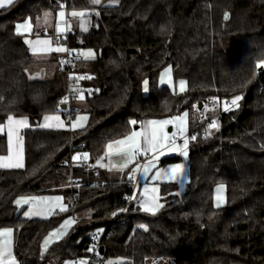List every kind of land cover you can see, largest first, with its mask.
<instances>
[{"label": "trees", "instance_id": "16d2710c", "mask_svg": "<svg viewBox=\"0 0 264 264\" xmlns=\"http://www.w3.org/2000/svg\"><path fill=\"white\" fill-rule=\"evenodd\" d=\"M60 3L69 10L99 12L88 31H70L72 47L96 53L95 59H80L77 67L91 74L84 85L98 90L86 95L87 125L72 131L39 127L45 115L58 112L68 81L60 57L45 61L57 62L50 78L31 79L27 69L35 60L15 30L19 20L35 22ZM263 60L264 0H120L113 6L88 0H14L2 8L0 124L13 115L29 117L32 125L24 131L25 166L0 169V228L14 229L18 264L82 259L90 252L88 233L99 229L105 247L101 263L119 258L123 264H264ZM167 66L175 79L187 81L185 93L159 84ZM236 96L243 97L239 108L222 111V102ZM206 97L220 103L219 131L189 141L188 187L176 195L177 183L162 182L164 207L155 216L128 204L129 170L112 175L76 168L72 185L71 140L89 156H101L109 142L125 137L143 120L183 111L192 115ZM7 150V139L0 135V155ZM180 160L169 156L161 164ZM220 183L226 186L227 204L217 208L214 190ZM45 194H62L68 210L29 218L15 204L19 196ZM84 210L91 217L78 220L45 252L44 238ZM113 212L117 219H107Z\"/></svg>", "mask_w": 264, "mask_h": 264}, {"label": "snow or ice", "instance_id": "6c2138e0", "mask_svg": "<svg viewBox=\"0 0 264 264\" xmlns=\"http://www.w3.org/2000/svg\"><path fill=\"white\" fill-rule=\"evenodd\" d=\"M102 0H90V3L92 5H100ZM14 0H0V8H5L8 6L13 5ZM109 3L111 4H117L119 3V0H109ZM61 11L58 13L59 21L55 25L56 31L59 34H62L65 31L71 30V24L68 23V21L65 19V12L63 10L64 5H60ZM71 17H79L83 18L86 15L85 11H72L69 14ZM96 15H99V12L96 13ZM51 18L50 12H45L43 16V22L44 24H48L49 20ZM225 19H228V15L225 14ZM39 27V22L37 24ZM32 23L31 19L26 20L24 23H19L15 26L16 34L24 36L25 33H31L32 32ZM82 31H87V22L82 21L79 25ZM59 35L56 38V44L57 46L53 47L54 41L49 39H36V40H30L27 37L24 39V43L29 46L31 49V52L33 55L36 56H46L53 52H68L71 54L75 50H70L66 47L59 46ZM83 58L84 60H91L95 59V53L89 49L87 51H82L77 53L76 59ZM71 63V61H61V63ZM261 63H264L262 61ZM261 63L257 64V67L261 66ZM90 76H69V79H72L75 81V85L72 88V91L74 93H78L76 96L77 99L83 101L85 99L84 92L79 89L76 85L79 84L80 80L83 79H91ZM172 80V69L169 67L165 69L164 73H162L160 82L162 84L168 83L171 84ZM144 91H148V81H144ZM179 91L184 92L186 91V82L181 80L179 82ZM89 95H91V92H89ZM243 97L236 96L233 98L229 103H225L224 105V111H230L233 108H239V101ZM62 103H67V98H65ZM195 107V105H193ZM205 110L207 111V106H205ZM188 112H185L182 116H176L171 120H164V121H148L140 131H132L129 135H127L125 138L113 141L112 143H109L107 145V152L105 153V156L109 157V161L107 164H104L102 161L104 160V157H101L97 160V164L100 167H106L109 171H120L123 172L124 169L128 168L129 164L133 163L137 157L139 156H147L149 153L153 154V158L149 160L147 163H145L143 166L137 164L135 168L132 169L131 173L129 174L130 180H135L136 172H140L141 175L145 179H149L148 173L156 167V164L154 163L155 160H158L159 157L155 154L162 148L168 146L170 143L171 146H173V149H175V137L177 136V133H172L171 136L168 135V133L163 132V128L167 124L175 123L178 127V133L181 136H184V134L187 131V123H188ZM44 123L39 125V127H67L68 125H65V122L61 120V117L59 115H45L44 116ZM88 117L87 116H80L77 115L75 120L70 121V127L72 130H75L77 128H83L87 122ZM7 127H8V135H9V155L8 156H0V168H23V157H22V144L23 139L19 136V130L21 128H27L29 127L28 119L27 117L17 119L12 115H9L7 117ZM52 121H55L56 123H50ZM132 125H135L137 121L131 120L129 122ZM220 124L214 119L212 122L208 125V128L205 130V138L210 136L211 129H215L216 131H219ZM16 135L17 142H18V150L15 154V157L12 153L11 148V141L12 136ZM191 140H196L197 137L195 135L191 136ZM143 141V142H142ZM188 143L189 139L185 136L184 137V143L181 148V154L187 158L188 152ZM163 155V152L160 153ZM112 156H119L120 162L114 163L111 160ZM74 160L80 161H87L89 159L88 153H83L82 155H76L73 157ZM184 174V165L183 164H177L169 169H159L155 172L154 175L150 177V179L155 181H176L180 179L182 181ZM225 186L223 184L219 185L216 189L218 195L216 197V207L220 208L223 203H226L225 198L222 195H219L224 191ZM176 195H179V193H176ZM128 199L131 200H137V197L133 195L132 197H129ZM162 197L160 196V185L158 183L154 184L152 187H149L147 184L144 186L143 192L141 193V198L138 199L139 204V210L149 213L153 216H155L163 207L164 204L160 202ZM17 206H23V205H29V208L27 211H25L23 214L25 217L31 218L32 216H40V215H48V214H58L56 213V209L58 208L60 212H66L68 210V206L63 203L62 197H55V198H45V197H21L20 199H17L15 201ZM120 211H128V209H120ZM113 216L116 215L115 212L112 213ZM76 223V220L74 218H70L64 221V223L60 226V228L56 229L55 231L49 233V235L44 239L43 243V250L46 252L48 250V247L50 244L62 239L65 235H67L68 229ZM139 228H143L145 231H147V226L144 224L138 225ZM12 245H13V230L11 228H6L0 231V264H18L16 257L12 253ZM95 245H93V248L88 249V251H94ZM43 254V253H42ZM75 264H88L87 260H79L75 262ZM107 264H123L122 261H108ZM155 264V262H154Z\"/></svg>", "mask_w": 264, "mask_h": 264}, {"label": "rangeland", "instance_id": "374dc122", "mask_svg": "<svg viewBox=\"0 0 264 264\" xmlns=\"http://www.w3.org/2000/svg\"><path fill=\"white\" fill-rule=\"evenodd\" d=\"M2 8H0V10H1ZM59 10V11H58ZM58 10H56V11H58L57 12V17H59L58 16V13L61 11V8L60 9H58ZM63 10H64V8H63ZM72 11H74V10H69V14L72 12ZM85 12H86V15L83 17V18H81V20L79 21V22H76L74 19H72L73 17H71L69 14H68V16H69V24H71V29H73V28H77L76 26H75V24H77L78 26L80 25V23L82 22V21H86L87 22V27H88V30L91 28V26H92V16L94 15V14H96L97 12L94 10V9H90V10H84ZM64 12H65V10H64ZM65 17H66V13H65ZM26 20H28V18L27 19H23V20H19L17 23H16V25L17 24H19V23H24ZM57 21H59V19L57 20ZM31 23H32V32L29 34V33H25V35H24V39H25V37H27L28 39H30V40H36V39H49V38H51L53 41H54V43H53V47H55V46H57V44H56V37H53V36H51V35H49V36H40V35H38V30L40 29V24H39V27L37 26V24H38V20L37 21H35V22H32L31 21ZM75 26V27H74ZM79 29L81 30V28L79 27ZM87 30V31H88ZM84 32H86V31H84ZM50 33V32H49ZM60 46V45H59ZM31 50V49H30ZM87 50H89L88 48L87 49H83V51H87ZM92 50V49H91ZM94 53H95V51L94 50H92ZM61 52H55V54H60ZM63 53V52H62ZM53 53H51V54H49V55H46V56H36V55H33V59L35 60V62L34 63H32L31 64V66L29 67V69H27V73H28V75H29V77L31 78V79H48V78H50L52 75H53V73L55 72V69H56V67H57V62H45L46 60H49L50 58H51V55H52ZM95 56H96V53H95ZM44 61V62H43ZM171 68V66H167V67H165L162 71H161V73H160V75H159V78H158V82H159V84L160 85H167V86H169V87H171V89L173 90V91H176L177 93H181V94H183V93H185L186 91H184V92H180L179 91V82L181 81V80H183V81H185L186 82V89L188 88V85H187V81L185 80V79H175L174 78V75H173V72H172V80H171V84H168V83H164V84H162L161 82H160V78H161V75H162V73H164V71H165V69H167V68ZM144 84H143V91H144ZM82 89H84V88H82ZM149 89V88H148ZM83 92H84V95H85V99L83 100V101H81V100H79V99H75L74 101H73V104H72V106H73V108H74V111H75V116L73 117V119H72V121L73 120H75V118H76V116L77 115H80V116H87L88 117V119H89V114H88V109H89V103H88V100H87V97H86V92H85V90H82ZM145 92V91H144ZM148 92V91H147ZM146 92V93H147ZM212 99H213V101L215 102V100H214V98L212 97ZM240 102V101H239ZM225 103H227V102H225V101H223L222 102V105H221V109H222V111L224 110V105H225ZM219 104L220 103H216L215 102V106H218L219 107ZM230 104V103H229ZM185 112H188V111H183V112H181V113H178V114H176V115H174V116H169V117H163V118H148V119H145V120H143L139 125H138V127H136L137 125H135V126H133V129H132V131H140L141 130V128L148 122V121H164V120H171V119H173L174 117H176V116H182ZM188 114H189V112H188ZM49 115H59L60 117H62V114L61 113H59V112H57V113H53V114H49ZM202 115H204L207 119H209V118H214V116H212V117H209L210 115H208V114H204V113H202ZM201 115V116H202ZM217 115H218V113H217ZM217 115H215V117H217ZM195 113L194 114H192V115H190L189 114V116H188V123H187V131H186V133H189V131H190V128H189V124H190V121L193 119V118H195ZM44 118V117H43ZM42 118V120H41V122H40V124L39 125H41V124H43L44 123V119ZM88 119H87V122H86V124H85V126L87 125V123H88ZM214 120V119H213ZM216 121L220 124V122H219V120L218 119H216ZM84 126V127H85ZM173 127L175 130H178V127H177V125L175 124V123H172V124H167V125H165L164 126V128H163V132H166V133H168V135L169 136H171V134H172V132H170L169 131V128L170 127ZM83 127V128H84ZM77 129H81V128H77ZM77 129H75V130H77ZM131 131V132H132ZM211 131V135L210 136H208L207 138H205V139H208V138H211V137H213V135L215 134V132H216V130H213V129H211L210 130ZM130 132V133H131ZM129 133V134H130ZM129 134H127V135H129ZM126 135V136H127ZM125 136V137H126ZM125 137H122V138H120V139H123V138H125ZM120 139H117V140H120ZM113 141H116V140H113ZM113 141H111V142H109V143H112ZM108 143V144H109ZM177 146V145H176ZM168 148L170 149V153L168 154L169 156H172V155H177V156H180L181 157V160L180 161H178V162H176V163H174V164H168V165H162L161 164V159L164 157V156H166V155H159V154H155L156 156H158L159 157V159L158 160H155L154 161V163L156 164V167L155 168H153L149 173H148V177H149V179H145L141 174H140V180L138 179V184H137V186L135 187V190H134V192H133V195H135L136 194V197H137V200H135V204L136 203H138L137 201H138V199H140L141 198V193L143 192V189H144V186L147 184L149 187H152L154 184H156V183H158L159 185L162 183V182H174V183H177L178 184V188H177V190H176V193H179V194H183L185 191H186V189H187V187H188V181H189V175H188V170H187V164H186V162H187V159H188V155H189V147L187 148V152H188V155H187V158H185L182 154H181V148L180 147H176L175 149H173V146H171V144L169 143L168 144ZM106 149V152H107V147L105 148ZM167 155V156H168ZM145 157H148V161L149 160H151L152 158H153V154L152 153H149L147 156H145ZM147 161V162H148ZM146 162V163H147ZM177 164H183L184 165V174H183V179H182V181L180 180V179H178V180H176V181H166V180H161V181H155V182H153L151 179H150V177L152 176V175H154L155 174V172L157 171V170H159V169H169V168H171V167H173V166H175V165H177ZM136 165L137 164H134V165H132V167L131 166H128V168H126V169H124V171L123 172H120V173H124V172H126L127 170H132L133 168H135L136 167ZM119 173V174H120ZM221 184H223V183H220V184H217L216 185V187H215V190H214V205H216V203H217V201H216V197H217V195H218V193H217V191H216V189H217V187L219 186V185H221ZM224 186H225V184H223ZM219 195H222L224 198H225V200H226V203H223L222 204V206L221 207H223V206H225L226 204H227V194H226V186H225V188H224V191L222 192V193H220ZM160 196H161V192H160ZM160 202L162 203V200H160ZM64 204H66L68 207H69V205H68V202L67 201H65V202H63ZM28 208H29V205H27V209H26V211L28 210ZM87 214H89L90 215V217H91V214L87 211V210H84L82 213H80L79 214V216H81L82 217V219L84 220V219H87V217H86V215ZM54 214H49L48 216H50V217H52ZM41 216H46V215H41ZM82 259H84V260H87L88 262L90 261V257H88V256H86V257H84V258H82ZM81 259V260H82ZM108 261H120V259L119 258H113V259H107L106 261H105V263H97V262H93V264H107V262ZM54 262L55 261H53V262H51L50 264H54Z\"/></svg>", "mask_w": 264, "mask_h": 264}, {"label": "built area", "instance_id": "2783aa9c", "mask_svg": "<svg viewBox=\"0 0 264 264\" xmlns=\"http://www.w3.org/2000/svg\"><path fill=\"white\" fill-rule=\"evenodd\" d=\"M74 20L78 21L80 20L79 17H73ZM67 21H69V16H67ZM39 35L40 36H55L57 38V36L59 35V41H62L63 44L65 45L66 48L70 49V50H75L73 51L71 54H69L68 52H63L60 56V65L61 68L64 70L66 77H67V91L65 93V95L57 102L56 105V110L62 114V116L64 117V119L67 122L72 121L73 119V112H74V108L72 106L73 101L76 99V96L78 95V93H74L72 91L73 86L75 85V81L72 79H69L70 74L74 75V76H90L91 74L89 72H80L78 71V67H77V63L80 59H82V57L80 59H76V55L79 52L83 51V48L81 47H72L70 45V31H66L63 34H57V33H49L46 30H41L39 31ZM61 61H71V63H61ZM264 61V60H263ZM262 69H264V63H262ZM90 79H83L79 81V84L76 85L79 89L81 90H85L86 95H89V92H91V96L97 94L98 90L94 87H88L84 85V82L88 81ZM84 88V89H82ZM65 98H67V103H62L61 101H63ZM204 104L206 105H210L212 104L214 101L212 99V97H206L203 99ZM213 119H207L204 115L201 116L200 122L198 125L194 126L193 128L190 129L189 133H185L184 136H181L178 133V130H174L173 133H177V136L175 137V144L177 146H179L180 148H182L183 143H184V137L186 136L189 141L191 140V136L195 135L196 137L199 136L201 139H205V130L208 128V125L212 122ZM189 144V143H188ZM83 153H86V151L84 150L83 146L81 145H75L74 141L71 140L70 141V156L68 159V165L70 168V172H71V182L73 185V176H72V172L74 169L79 168L82 170H86V171H97L98 167H97V160L100 158L99 155H94V156H89V159L87 161H77L74 160L73 157L76 155H82ZM141 157V156H139ZM142 162H144V159L140 158ZM131 169L129 170L128 173V179H129V174L131 173ZM136 179L135 180H130L131 182V193H129L126 196V200L128 202V204L132 201L131 199H128L129 197L133 196V192L135 190V187L138 184V176L139 173L136 172L135 173ZM124 212V211H123ZM118 216H109L107 217V219L110 220H116ZM101 232H89L87 237L89 239V249L93 248V245H95L94 251H90L88 257H90V261L88 262V264H93V262H97V263H101L103 260V254L100 253V246L102 245L101 243ZM75 261H79L78 258H75Z\"/></svg>", "mask_w": 264, "mask_h": 264}, {"label": "crops", "instance_id": "0c3cea01", "mask_svg": "<svg viewBox=\"0 0 264 264\" xmlns=\"http://www.w3.org/2000/svg\"><path fill=\"white\" fill-rule=\"evenodd\" d=\"M89 1V3H90V0H88ZM120 1V0H119ZM61 4H63L64 5V10H65V13H66V17H65V19H67V16H68V14H69V9L67 8V6H66V4L65 3H60V5ZM91 4V3H90ZM118 4V3H117ZM117 4H111V3H109V0H102V2H101V6H113V5H117ZM92 5V4H91ZM95 6V5H94ZM96 6H99V5H96ZM58 9H60V6L58 7ZM57 9V10H58ZM59 11V10H58ZM58 11H52V10H48V11H45V12H50L51 13V18H50V20H49V23L48 24H44V22H43V16H44V13L38 18V22H39V24H40V29L38 30V35H39V31H41V30H46V31H48V32H50V33H57V31H56V27H55V25L58 23V19H59V17H57V12ZM73 19V18H72ZM80 20H81V18H80ZM80 20H78V21H76V22H79ZM69 22V21H68ZM75 26L77 27V28H73V29H71L70 31H73V30H76V29H78V30H80L79 29V26L77 25V24H75ZM74 26V27H75ZM82 31V30H81ZM66 32V31H65ZM65 32H63V33H65ZM62 33V34H63ZM58 34V33H57ZM45 37V36H44ZM53 37H55V36H53ZM59 43V45L60 46H63V47H65V45L63 44V42L62 41H59L58 42ZM61 54H62V52L60 53V54H55V52H53V54L51 55V58L52 57H60L61 56ZM205 106H207V111L205 110ZM194 113H195V118H193L191 121H190V124H189V128L191 129L193 126H194V124L195 123H197V122H200V119H201V115H202V113H204V114H208V115H210L209 117H212V116H214V118H209V119H218L219 120V115H220V113H221V111L219 110V107L218 106H215V102H213L212 104H210V105H206V104H204L203 105V108L202 109H197V110H194ZM217 113H218V115H217ZM190 114V113H189ZM215 115H217V117H215ZM13 116V115H12ZM15 118H17V119H20V118H24V117H26V116H22V117H17V116H14ZM27 119H28V123H29V127H27V128H21L20 130H19V136L20 137H22V139H23V144H22V149H23V151H22V157H23V163H24V166H25V150H24V131L26 130V129H28V128H30L32 125H31V122H30V119H29V117H27ZM61 120H63L64 122H65V125H68L67 127H48V129H66V130H69V131H72V129H71V127H70V122H67L65 119H64V117L62 116L61 117ZM50 123H53V124H55L56 122L55 121H52V122H50ZM7 124H8V121H7V119H6V121L4 122V123H1L0 124V135H4L5 137H6V139H7V144H8V150H7V152H6V154H1L0 156H8L9 155V135H8V127H7ZM172 127V126H171ZM41 128H45V127H41ZM175 129L172 127V131H170V132H172L173 133V131H174ZM213 130H215V129H213ZM143 142V141H142ZM107 147V146H106ZM11 148H12V153H13V156L15 157V154L17 153V150H18V142H17V137H16V135L14 134L13 136H12V141H11ZM170 151V149L168 148V146H166V147H164V148H162V149H160L158 152H157V154H159V155H161L160 153L161 152H163V155H166V156H164L163 158H165V157H169V152ZM105 153H106V150H105ZM105 153L103 154V155H101L100 156V158L101 157H104V160L102 161L104 164H107L108 163V161H109V157H107V156H105ZM168 155V156H167ZM172 156H174V155H172ZM99 158V159H100ZM140 158H142V159H144V162H142L141 161V159ZM162 158V159H163ZM111 160L114 162V163H119L120 162V157L119 156H112L111 157ZM148 161V157H145V156H141V157H137V159L133 162V163H131V164H129V166H131L132 167V165H134V164H139V165H141V166H143L146 162ZM186 164H187V162H186ZM97 167L99 168V169H101V170H107L110 174H112V175H120L121 173H120V171H115V170H113V171H109L108 170V168H106V167H100L98 164H97ZM0 169H17V168H0ZM120 173V174H119ZM139 173V176H138V179L140 180V172H138ZM135 196H136V194H135ZM21 197H45V198H55V197H62L63 198V202H65L66 201V199H65V197L62 195V194H45V195H24V196H19V197H17L16 199H15V201L17 200V199H20ZM132 202L133 203H135V200H132ZM16 204V203H15ZM136 205L139 207V204L138 203H136ZM16 206H17V204H16ZM17 208H18V210L19 211H22L23 213L26 211V209H27V205H23V206H17ZM59 211V209L57 208L56 209V213ZM24 215V214H23ZM49 215V214H48ZM48 215H46V216H32V217H38V218H49L50 216H48ZM88 216V217H87ZM86 217H87V219L88 218H90V215L89 214H87L86 215ZM70 218H74L75 220H76V223H77V221L78 220H80L82 217L81 216H79V214H77V213H73V214H71L69 217H67V218H65L63 221H62V223L56 228V229H58V228H60V226L64 223V221L65 220H67V219H70ZM76 223L75 224H73L69 229H68V232H67V234L69 233V231L76 225ZM6 228H11L12 230H13V245H12V253H13V255L16 257V255H15V252H14V248H15V231H14V229L12 228V227H2V228H0V231H2L3 229H6ZM56 229H54V230H52L51 232H53V231H55ZM99 232H101L102 231V229H99L98 230ZM50 232V233H51ZM49 235V234H48ZM47 235V236H48ZM46 236V237H47ZM66 236V235H65ZM64 236V237H65ZM45 237V238H46ZM44 238V239H45ZM61 240V239H60ZM59 241V240H58ZM57 242V241H56ZM43 243H44V241H43ZM53 244V243H52ZM52 244H50V246L52 245ZM42 246H43V244H42ZM49 246V247H50ZM16 260H17V262H18V259H17V257H16ZM79 260H81V259H79ZM75 259H66V260H64L61 264H75ZM54 264H57L56 262H54Z\"/></svg>", "mask_w": 264, "mask_h": 264}, {"label": "water", "instance_id": "95a60500", "mask_svg": "<svg viewBox=\"0 0 264 264\" xmlns=\"http://www.w3.org/2000/svg\"><path fill=\"white\" fill-rule=\"evenodd\" d=\"M203 105H204L203 100H200L199 101V108L202 109ZM136 127H138V125ZM169 130L172 131V127H170ZM104 251H105V247H104V245H101L100 246V253L104 254Z\"/></svg>", "mask_w": 264, "mask_h": 264}]
</instances>
